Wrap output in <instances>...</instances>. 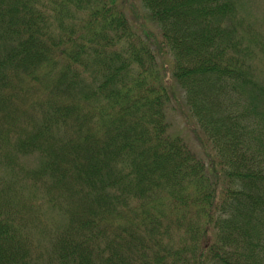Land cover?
Returning <instances> with one entry per match:
<instances>
[{"label": "trees", "instance_id": "trees-1", "mask_svg": "<svg viewBox=\"0 0 264 264\" xmlns=\"http://www.w3.org/2000/svg\"><path fill=\"white\" fill-rule=\"evenodd\" d=\"M142 2L170 79L116 0H0V264H264V87L236 2ZM173 79L213 160L171 129Z\"/></svg>", "mask_w": 264, "mask_h": 264}, {"label": "rangeland", "instance_id": "rangeland-1", "mask_svg": "<svg viewBox=\"0 0 264 264\" xmlns=\"http://www.w3.org/2000/svg\"><path fill=\"white\" fill-rule=\"evenodd\" d=\"M116 1L122 5L125 17L139 36L138 40L151 49L157 63L162 67V73L170 79L173 55L163 42L161 28L153 19L149 9L142 0ZM235 2V28L237 38L241 42L237 56L244 60L246 72L264 87V0H235ZM173 83H176L174 79L169 81V84ZM171 91L172 98L167 115L172 131L177 135L180 133L181 138L198 158L206 162L211 154L213 160L214 155L211 152L214 150L213 144L206 142L200 133L197 120L189 112L184 90L176 83ZM246 123L252 124V119ZM247 126L252 127V125ZM42 213L46 217L52 215L49 210H44Z\"/></svg>", "mask_w": 264, "mask_h": 264}]
</instances>
